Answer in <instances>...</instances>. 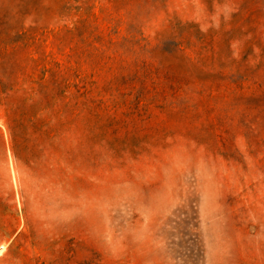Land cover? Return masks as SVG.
Returning <instances> with one entry per match:
<instances>
[{
    "label": "rangeland",
    "instance_id": "374dc122",
    "mask_svg": "<svg viewBox=\"0 0 264 264\" xmlns=\"http://www.w3.org/2000/svg\"><path fill=\"white\" fill-rule=\"evenodd\" d=\"M39 1L0 0V264H264V98L194 114L113 92L98 44ZM153 1L142 38L204 34L208 65L227 68L219 92H264V0ZM142 2L116 7L142 17ZM115 50L116 68L142 60ZM64 78L113 107L65 112Z\"/></svg>",
    "mask_w": 264,
    "mask_h": 264
},
{
    "label": "trees",
    "instance_id": "16d2710c",
    "mask_svg": "<svg viewBox=\"0 0 264 264\" xmlns=\"http://www.w3.org/2000/svg\"><path fill=\"white\" fill-rule=\"evenodd\" d=\"M95 1L54 0L60 6L55 12L51 3L45 5L43 0H40L35 10L32 9V11L36 12L44 7L50 13L57 14L61 21L74 18L75 20H71L72 27L64 31L79 37L80 44L85 47L90 48V46L98 44L99 47L95 49V52H100L102 56H106L108 61L111 60L110 71L115 74V77H112L106 84L111 85L117 80L119 86L113 92L150 93L162 99V104L169 105L170 108L190 110L194 114L198 112L218 114L221 101L228 97L232 98L231 104L234 106L238 102L247 101V108H260L258 99L264 98V92H219L221 86L219 82L223 81L222 76L227 68L223 64L208 65V61H212L217 55L215 51L217 48L213 46L212 40L207 43L204 34L197 33L193 37L192 33L181 32L180 38L168 40L171 41L169 45L165 44V40H161L159 34L153 40L141 37L143 34L136 29L140 31L150 23L152 15H154H150V12L155 9V1L151 0L153 5L150 6V0H142L141 4L144 7L150 6L149 12L142 14V17L133 13L135 17L132 18L127 16L123 12L124 10L116 7L117 2H129L130 0H105L108 8L104 6L105 9L101 8L100 12L105 14V17L101 19V23L107 25L105 31H101L96 25L99 16L93 14ZM123 20H126L124 35L118 40V36L122 33ZM111 25L113 28H109ZM120 46L127 50H136L134 55L137 51L142 52V60H135L130 64L118 63L116 68L113 66L116 60L115 49ZM141 46L142 48H140ZM208 52L212 55L208 56ZM112 55L114 56L112 57ZM122 56L120 55L119 58ZM234 62L236 59L231 58L230 64H234ZM232 69L230 66L231 71ZM50 79V90L52 89L51 92H53V77L51 76ZM62 82L64 92H75V95L64 97V101L67 100L66 106L64 105L65 112L70 109L78 110L79 107L82 109L85 104L89 108L102 106L110 109L113 107L111 104L113 102L105 99L102 95L99 100L94 99L91 90H86L84 86L79 87V84L82 83L80 81L72 85L69 83V79L64 78ZM198 118L197 116L196 120ZM219 123L218 121L217 126L226 135L227 129ZM221 139L223 138L221 137Z\"/></svg>",
    "mask_w": 264,
    "mask_h": 264
}]
</instances>
